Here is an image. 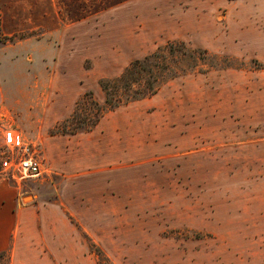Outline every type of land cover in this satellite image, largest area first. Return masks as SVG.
<instances>
[{
	"label": "rangeland",
	"instance_id": "obj_1",
	"mask_svg": "<svg viewBox=\"0 0 264 264\" xmlns=\"http://www.w3.org/2000/svg\"><path fill=\"white\" fill-rule=\"evenodd\" d=\"M175 38L228 64L58 130ZM5 127L46 172L5 176L26 213L0 264H264V0H0Z\"/></svg>",
	"mask_w": 264,
	"mask_h": 264
},
{
	"label": "trees",
	"instance_id": "obj_2",
	"mask_svg": "<svg viewBox=\"0 0 264 264\" xmlns=\"http://www.w3.org/2000/svg\"><path fill=\"white\" fill-rule=\"evenodd\" d=\"M223 57L226 56L185 39H170L154 51L132 60L118 75L101 78L99 83L104 92V101L96 99L91 90L85 92L73 112L57 124L58 130L67 133L90 131L108 111L151 97L163 85L179 76L225 66L228 63ZM97 255L99 264H114L102 250Z\"/></svg>",
	"mask_w": 264,
	"mask_h": 264
},
{
	"label": "built area",
	"instance_id": "obj_3",
	"mask_svg": "<svg viewBox=\"0 0 264 264\" xmlns=\"http://www.w3.org/2000/svg\"><path fill=\"white\" fill-rule=\"evenodd\" d=\"M3 145L0 147V173L17 183L46 172L42 157L13 128L2 131Z\"/></svg>",
	"mask_w": 264,
	"mask_h": 264
},
{
	"label": "crops",
	"instance_id": "obj_4",
	"mask_svg": "<svg viewBox=\"0 0 264 264\" xmlns=\"http://www.w3.org/2000/svg\"><path fill=\"white\" fill-rule=\"evenodd\" d=\"M26 210L22 209L17 187L0 173V252L13 247L21 231Z\"/></svg>",
	"mask_w": 264,
	"mask_h": 264
}]
</instances>
